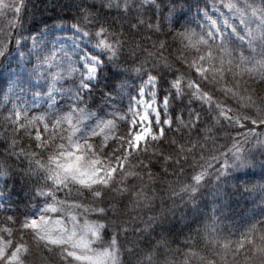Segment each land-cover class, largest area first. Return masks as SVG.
<instances>
[{"label":"rangeland","instance_id":"374dc122","mask_svg":"<svg viewBox=\"0 0 264 264\" xmlns=\"http://www.w3.org/2000/svg\"><path fill=\"white\" fill-rule=\"evenodd\" d=\"M76 2L23 0L18 23L70 25ZM87 3L103 9L107 55L121 77L108 91L104 72L91 94L56 109H46V96L33 107L0 96V264H39V252L57 264H124L134 246L125 237H150L169 223L185 241L168 264H264V180L241 183L224 169L244 161L259 172L264 163V0H189L179 25L172 15L181 4L171 0ZM204 9L219 13L211 27ZM94 11L81 20L93 32ZM15 23L0 16V48L17 47ZM111 142H126L119 171L101 161ZM82 192L90 205L77 200Z\"/></svg>","mask_w":264,"mask_h":264},{"label":"snow or ice","instance_id":"6c2138e0","mask_svg":"<svg viewBox=\"0 0 264 264\" xmlns=\"http://www.w3.org/2000/svg\"><path fill=\"white\" fill-rule=\"evenodd\" d=\"M177 4H181V10L173 12L174 25H179L184 20L182 9L189 4V0H182V3L181 0H171L173 8ZM73 6L80 13L75 23H44L42 28H24L18 23L26 7L23 0H0V16L15 18V27L20 29L16 34L18 38L14 37L16 48H0V57L4 58L0 61V96H10L12 100L29 107H33L38 98L46 96L45 103L50 107L46 108L42 103L40 108L56 109L81 100L82 94H91L96 84L100 83L101 74L104 72L107 73L104 76L105 89H116L121 73L116 70L107 55L111 49L106 42L104 23L100 17L103 9L95 3L88 4L87 0H78ZM159 8L160 4L155 6L153 16H156V10ZM90 10H95L91 12V26L95 29L94 32L81 23L82 19L89 21ZM202 12L201 20L208 22L211 27L212 21L209 17H218L219 13L215 9L211 14L208 9ZM9 25L12 26L13 21L10 20ZM25 32L28 35H25ZM10 58L14 63L9 62ZM65 76L73 77L65 81L70 87L57 88L56 83L64 80ZM56 94H59V99ZM253 168V162H248L246 166L244 161L233 162L231 165L226 161L224 165L225 174L233 175L234 180L238 182L244 183L246 179L257 175L260 180H264V163L260 165L259 172L251 171Z\"/></svg>","mask_w":264,"mask_h":264},{"label":"trees","instance_id":"16d2710c","mask_svg":"<svg viewBox=\"0 0 264 264\" xmlns=\"http://www.w3.org/2000/svg\"><path fill=\"white\" fill-rule=\"evenodd\" d=\"M59 11L60 13L65 12V10L62 7L60 8L56 7L54 10L55 13H59ZM63 17L65 16L63 15ZM9 49H13V47L11 46ZM158 51L162 53L164 56H167L171 61L177 63V60L175 59L172 53L170 54L169 52H166L162 49ZM253 91L255 92V89ZM261 127H264V126H261ZM241 128L247 130V129H251L252 126L249 123H244L241 126ZM127 131L128 129H126L123 133H121L120 136L121 137L126 136ZM154 135L156 136L157 133L154 132ZM167 138L168 136L165 135L162 138V140L164 141ZM125 144L126 142L120 145H116V142H111L107 144L105 147H103L100 152L101 153L100 157H101V161L103 162V164H109L113 166L116 171H119L120 168L122 169L124 167V163L122 162L124 158L126 157V151L124 150ZM149 153H150V150L148 151L147 154L149 155ZM134 157L139 159L140 155H134ZM148 168L156 174L162 173L163 178H166V173L164 171L161 172V170H159V168H157L155 164H148ZM165 189L167 190V188ZM109 190L112 191L113 189L109 188ZM109 190H105V193H107L110 196L111 193L109 192ZM166 190H164L163 193ZM169 194H170V191L168 190L166 191L164 195L168 196ZM58 195H60V193H58ZM80 195L81 194L75 193V196L78 197L77 200L79 202H84L87 204V201H88V204L90 205V203L93 201V197L87 192H82V196ZM65 196L71 199L70 194H67V195L65 194ZM80 197H83L87 201H85L84 199ZM97 205H99L100 208L105 207V205L103 204V199L101 200V202L97 203ZM123 209L131 211L133 213L135 212L134 208L131 206H124ZM162 213L163 212H158L159 215H162ZM247 225H248L249 231L251 232H258V231H261L262 229L261 227L256 226V225H251L248 223ZM142 233L143 231L136 234L134 240H133V236L125 237L126 239H128L127 241H124L125 246H128V247H131V245H134V246L132 248V251L131 249H127V250L125 249L124 264H168V261L166 259L171 256V254L175 251L176 248H178L179 246H183L184 245L183 241H185V239L181 240V238L185 237L183 235L184 230L180 229L176 225H172V223H169L168 225H165V226L162 225L150 237H147V236L143 237ZM107 236L110 237L109 235ZM240 239H243V238H239L236 240L238 241ZM37 256H41L44 258V259L38 260L39 264H57L53 262L52 260H49V258H45L47 256L41 252H39ZM155 257H156L155 262L152 263L151 260H153ZM30 264H34V262L30 261ZM59 264H76V263L74 261L71 262L70 260H68V261H62Z\"/></svg>","mask_w":264,"mask_h":264}]
</instances>
